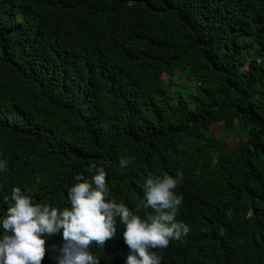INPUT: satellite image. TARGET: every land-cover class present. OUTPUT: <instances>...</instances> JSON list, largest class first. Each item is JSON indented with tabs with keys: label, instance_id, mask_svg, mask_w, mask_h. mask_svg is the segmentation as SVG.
I'll use <instances>...</instances> for the list:
<instances>
[{
	"label": "trees",
	"instance_id": "1",
	"mask_svg": "<svg viewBox=\"0 0 264 264\" xmlns=\"http://www.w3.org/2000/svg\"><path fill=\"white\" fill-rule=\"evenodd\" d=\"M0 159V214L13 186L68 207L103 168L143 217L146 178L179 170L190 231L161 264H261L236 241L264 231V0H0ZM112 244L101 264L128 254Z\"/></svg>",
	"mask_w": 264,
	"mask_h": 264
},
{
	"label": "clouds",
	"instance_id": "2",
	"mask_svg": "<svg viewBox=\"0 0 264 264\" xmlns=\"http://www.w3.org/2000/svg\"><path fill=\"white\" fill-rule=\"evenodd\" d=\"M129 163L130 158L119 159L121 168ZM6 171L5 160L0 159V173ZM105 177L103 168L91 181L77 174L78 182L67 192L70 206L63 208L33 202L32 196L13 186L10 197H3L11 203L0 214V264H101L107 247H115L112 243L129 250L126 256L121 253L120 264H161L158 254L170 240L180 241L190 231L177 213L183 197L173 191L183 173L177 170L175 176L146 178L137 199L147 211L143 217L124 202L106 199L109 189ZM117 218L124 226L125 243L116 234ZM250 225L255 232L245 234L236 244L251 245L264 264V231ZM55 233L61 234L62 244L45 247V239Z\"/></svg>",
	"mask_w": 264,
	"mask_h": 264
},
{
	"label": "rangeland",
	"instance_id": "3",
	"mask_svg": "<svg viewBox=\"0 0 264 264\" xmlns=\"http://www.w3.org/2000/svg\"><path fill=\"white\" fill-rule=\"evenodd\" d=\"M177 73H179V71H178V66H177V64H175V65L170 69V71H169L168 73H164V74H162V80H163L164 82H167L170 78H172V77H173L175 74H177ZM177 82H178V81L175 80V84H177ZM185 85H187V87H189V86L191 85V83H190V82H187V83H185ZM181 102L184 103L183 100H181ZM218 125H219L218 122H213V123L210 125V131H211V133H213V134L216 135V136H218V134H219V133H218ZM230 144L233 145V142L230 141Z\"/></svg>",
	"mask_w": 264,
	"mask_h": 264
}]
</instances>
